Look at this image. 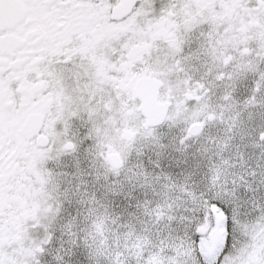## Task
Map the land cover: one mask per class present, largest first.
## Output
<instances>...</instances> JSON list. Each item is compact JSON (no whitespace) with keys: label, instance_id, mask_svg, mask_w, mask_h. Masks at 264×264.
I'll return each mask as SVG.
<instances>
[{"label":"snow or ice","instance_id":"1","mask_svg":"<svg viewBox=\"0 0 264 264\" xmlns=\"http://www.w3.org/2000/svg\"><path fill=\"white\" fill-rule=\"evenodd\" d=\"M0 264H264V0H0Z\"/></svg>","mask_w":264,"mask_h":264}]
</instances>
